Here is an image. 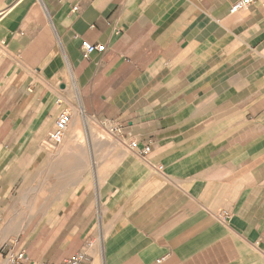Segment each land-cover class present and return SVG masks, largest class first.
<instances>
[{
	"label": "crops",
	"instance_id": "obj_1",
	"mask_svg": "<svg viewBox=\"0 0 264 264\" xmlns=\"http://www.w3.org/2000/svg\"><path fill=\"white\" fill-rule=\"evenodd\" d=\"M238 1L0 0V264H264V0Z\"/></svg>",
	"mask_w": 264,
	"mask_h": 264
},
{
	"label": "built area",
	"instance_id": "obj_2",
	"mask_svg": "<svg viewBox=\"0 0 264 264\" xmlns=\"http://www.w3.org/2000/svg\"><path fill=\"white\" fill-rule=\"evenodd\" d=\"M253 2L254 0H239L238 2H236L231 6L230 13H236L240 10H243ZM104 51H105L104 45L91 44L87 41H83L81 44V55L85 59H87L91 54L95 52L103 53ZM69 120H70V116L67 112H62L61 114H59V116L55 121L54 130L48 136V143L50 145V148H55L61 143L64 133L67 129ZM126 148L141 159H146V157L150 152L149 147L144 146L140 148L136 141H130L128 144H126ZM158 169L161 170L162 168L159 167ZM85 258H86L85 253L80 252L79 254H77V256L73 257L72 259L63 262V264H81L85 260ZM23 259H24V254L18 253L16 255L10 256L8 258V261L10 264H19V262Z\"/></svg>",
	"mask_w": 264,
	"mask_h": 264
}]
</instances>
